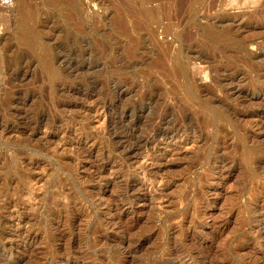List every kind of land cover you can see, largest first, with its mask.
<instances>
[{
    "label": "rangeland",
    "instance_id": "rangeland-1",
    "mask_svg": "<svg viewBox=\"0 0 264 264\" xmlns=\"http://www.w3.org/2000/svg\"><path fill=\"white\" fill-rule=\"evenodd\" d=\"M145 8H0V264H264V0Z\"/></svg>",
    "mask_w": 264,
    "mask_h": 264
},
{
    "label": "bare ground",
    "instance_id": "bare-ground-1",
    "mask_svg": "<svg viewBox=\"0 0 264 264\" xmlns=\"http://www.w3.org/2000/svg\"><path fill=\"white\" fill-rule=\"evenodd\" d=\"M21 1V0H20ZM52 1H55V0H52ZM149 1H151V0H130V3H139V4H142L144 7H146L143 11H144V13H146V15H149V16H154L155 15V13H156V11L154 10H151L150 8H147V4H148V2ZM23 3V2H22ZM22 5V4H21ZM20 5V6H21ZM27 6V5H26ZM22 7H23V5H22ZM27 9H29L28 7H27ZM26 10V9H25ZM145 15V16H146ZM148 17V16H147ZM1 19H3V17L1 16V14H0V20Z\"/></svg>",
    "mask_w": 264,
    "mask_h": 264
},
{
    "label": "built area",
    "instance_id": "built-area-1",
    "mask_svg": "<svg viewBox=\"0 0 264 264\" xmlns=\"http://www.w3.org/2000/svg\"><path fill=\"white\" fill-rule=\"evenodd\" d=\"M14 3V0H0V8L7 9L10 8Z\"/></svg>",
    "mask_w": 264,
    "mask_h": 264
}]
</instances>
